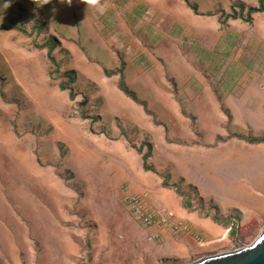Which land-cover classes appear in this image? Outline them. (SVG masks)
I'll return each instance as SVG.
<instances>
[{
    "label": "rangeland",
    "instance_id": "374dc122",
    "mask_svg": "<svg viewBox=\"0 0 264 264\" xmlns=\"http://www.w3.org/2000/svg\"><path fill=\"white\" fill-rule=\"evenodd\" d=\"M190 1L198 13L186 0H0V253L19 247L23 264H49L44 256L91 264L86 230L130 212L127 173L143 170L140 146L152 144L150 163L198 207L179 176L191 156L184 147H212L231 131L262 135L257 120L248 131L230 125L219 97L253 86L264 103V11L252 22L221 16L238 5L247 13L259 0ZM53 38L57 64L38 47ZM105 69H123L147 108ZM66 71L76 75L75 100L60 88ZM230 213L240 232L218 253L251 244L264 229V215L241 224L240 211H221Z\"/></svg>",
    "mask_w": 264,
    "mask_h": 264
},
{
    "label": "crops",
    "instance_id": "0c3cea01",
    "mask_svg": "<svg viewBox=\"0 0 264 264\" xmlns=\"http://www.w3.org/2000/svg\"><path fill=\"white\" fill-rule=\"evenodd\" d=\"M262 92V89L247 86L223 94V103L233 115L230 125L239 124L248 131L251 129L250 121L257 120V126L264 135V123L259 118L264 116ZM188 127L191 128L190 124ZM241 133L249 135L248 132ZM184 148L191 151V156L181 160L182 172L179 176L198 186L201 194L213 200L223 213L240 211L241 224L264 215L263 142L250 143L232 138L218 146L196 144ZM192 173L197 174L200 181ZM202 181H208L213 190H205L200 183ZM162 182L163 178L153 171L130 170L127 173L126 197L148 191L154 208L164 206L174 210L190 223L193 231L204 237L205 242L200 243L192 233L176 236L168 226L145 225L128 210L121 209L107 223L99 222L86 230L92 239L91 264L189 263L218 253L226 244L228 229L209 216L203 217L198 211L185 208L176 190L164 187ZM12 248L9 249V257L1 251V263L23 264L21 249ZM49 259L44 256L43 262L50 264Z\"/></svg>",
    "mask_w": 264,
    "mask_h": 264
},
{
    "label": "trees",
    "instance_id": "16d2710c",
    "mask_svg": "<svg viewBox=\"0 0 264 264\" xmlns=\"http://www.w3.org/2000/svg\"><path fill=\"white\" fill-rule=\"evenodd\" d=\"M186 2L188 3V5L196 12L198 13V7L195 4H192L190 0H186ZM239 8V9H237ZM264 11V0H259V5L258 6H252L247 10V13H245V6L244 5H238V7H233L232 11L230 13H226L225 11L222 12V21L223 22H228V20L230 19H243L247 22H252L254 17L253 15L255 13H260ZM19 28V27H18ZM57 44V41L55 38L51 39L48 43H44L41 45H38L39 48H49V57L51 59V61L55 64H57V60L55 59V57L52 55L53 50L55 49V46ZM59 70V68H58ZM74 71H66V81H61L60 82V88L62 90H70V98L72 100L76 99V92L73 89V87H71V84L75 81L76 79V75L75 73H73ZM52 73V72H51ZM105 74L109 77L120 74V79L118 82V87L121 91H123L128 97H130L131 99H133L135 102L142 104L143 106H145L147 108V104L146 102L142 101L137 92L134 91L133 89H131L128 84L126 83L125 80V75L123 74V69L122 71L120 70H116V71H112L109 69H105ZM51 75H53V78H56V75H54V73H52ZM220 100H223V96L219 95ZM222 108L228 113L229 119L232 121L233 115L231 110L226 107V105L224 103H222ZM148 112H150L147 109ZM82 118H87V114L84 111V109H82ZM193 127L195 128V123L193 124ZM232 138H239L242 140H245L247 142L250 143H264V135H260V136H255V135H246V134H242V133H235V132H231L229 133L227 136H222L219 135L217 137L216 142H214L211 146H216L219 142H226ZM149 151L144 152V148L143 146H140L138 148V152L140 153L141 157H142V165H143V169L145 171H153L157 174H159L162 178H163V182L162 185L164 187L167 188H172L175 189L177 194L180 195L182 197V204L185 208H187L190 211H198L200 213V215H202L203 217H211L212 219H214V221H216L217 223H219L220 225H222L224 228L229 230V237H236L237 234L240 232V224L237 221V217L236 215L234 216L232 213H230L229 215H222L221 214V210L219 208V206L214 203L213 200H211V202L209 203L208 208L205 207L206 203H205V199L200 195V191L198 189V187L192 183H188V186L190 187L191 190L195 191L198 196L199 199H201L202 204L200 206H196L193 202V198H192V194L191 193H185L181 190L180 185L171 182V176L169 173H164L159 171L154 164L150 163V158L152 157V144H149ZM182 181H186V179L184 177H181Z\"/></svg>",
    "mask_w": 264,
    "mask_h": 264
},
{
    "label": "built area",
    "instance_id": "2783aa9c",
    "mask_svg": "<svg viewBox=\"0 0 264 264\" xmlns=\"http://www.w3.org/2000/svg\"><path fill=\"white\" fill-rule=\"evenodd\" d=\"M128 208L134 217L148 226H168L176 236L192 233L200 243L205 239L193 231L189 222L180 218L176 212L168 207L154 208L151 204V195L148 191L127 197Z\"/></svg>",
    "mask_w": 264,
    "mask_h": 264
},
{
    "label": "water",
    "instance_id": "95a60500",
    "mask_svg": "<svg viewBox=\"0 0 264 264\" xmlns=\"http://www.w3.org/2000/svg\"><path fill=\"white\" fill-rule=\"evenodd\" d=\"M177 264H264V229L249 245L204 256L189 263Z\"/></svg>",
    "mask_w": 264,
    "mask_h": 264
},
{
    "label": "clouds",
    "instance_id": "9594fccd",
    "mask_svg": "<svg viewBox=\"0 0 264 264\" xmlns=\"http://www.w3.org/2000/svg\"><path fill=\"white\" fill-rule=\"evenodd\" d=\"M62 2H64V0H62ZM67 3L68 4H71L72 3V0H67Z\"/></svg>",
    "mask_w": 264,
    "mask_h": 264
},
{
    "label": "bare ground",
    "instance_id": "6f19581e",
    "mask_svg": "<svg viewBox=\"0 0 264 264\" xmlns=\"http://www.w3.org/2000/svg\"><path fill=\"white\" fill-rule=\"evenodd\" d=\"M225 238V237H224Z\"/></svg>",
    "mask_w": 264,
    "mask_h": 264
}]
</instances>
